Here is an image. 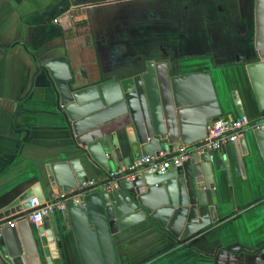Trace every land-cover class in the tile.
Wrapping results in <instances>:
<instances>
[{"label": "crops", "instance_id": "0c3cea01", "mask_svg": "<svg viewBox=\"0 0 264 264\" xmlns=\"http://www.w3.org/2000/svg\"><path fill=\"white\" fill-rule=\"evenodd\" d=\"M255 36L254 0H0V212L35 184L50 201L59 191L47 165L79 158L87 179L99 182L57 110L44 62L66 57L74 89L130 76L150 61L166 62L172 75L205 71L219 118L238 117L236 98L249 124L264 119L246 72L257 61ZM239 137L248 149L244 178L232 171L215 182L216 222L183 242L151 220L118 232V264H245L244 253L264 249V162L250 131ZM47 216L62 220V211ZM59 252L62 264H80L70 232Z\"/></svg>", "mask_w": 264, "mask_h": 264}, {"label": "water", "instance_id": "95a60500", "mask_svg": "<svg viewBox=\"0 0 264 264\" xmlns=\"http://www.w3.org/2000/svg\"><path fill=\"white\" fill-rule=\"evenodd\" d=\"M254 1L257 61L246 65V72L257 107L264 111V0ZM41 69L54 89L57 110L80 139L84 160L100 173L99 182L77 191L88 180L79 158L47 165L48 184L59 192L72 191L69 197L81 195V201H68L62 220L45 216L40 226L27 231L29 200L44 202L35 184L0 212V264H62L59 251L68 232L80 264H118L113 245L118 232L151 220L183 242L216 222L215 182L222 175L229 179L232 171L244 178V137L229 143L222 154L195 150L162 175L141 173L143 166L131 168L133 161L173 146L202 145L208 122L220 117L208 72L172 75L166 62L150 61L130 76L74 89L66 57H53ZM234 107L238 117L244 116L236 98ZM263 124L260 119L242 131H250L264 162ZM243 259L245 264H264V249L244 253Z\"/></svg>", "mask_w": 264, "mask_h": 264}, {"label": "built area", "instance_id": "2783aa9c", "mask_svg": "<svg viewBox=\"0 0 264 264\" xmlns=\"http://www.w3.org/2000/svg\"><path fill=\"white\" fill-rule=\"evenodd\" d=\"M56 22V20L54 21ZM248 124L245 116L237 117L235 119L219 118L214 122L207 124L206 136L201 140L202 145L193 149V145H179L173 146L167 150L164 154L141 157L132 162L131 168L144 167L140 170L141 173H150L162 175L165 174L171 165L178 167L183 161L187 160L191 154L197 150L207 149L209 151L218 150L220 147L227 143L235 142L240 136L241 131ZM264 128V124L262 126ZM162 157V161H158ZM98 181L87 180L82 182L77 191H81L85 188L95 186ZM71 192H55L52 193L51 199L48 202L38 203L36 198L29 200V210L32 212L28 215V222L34 227L41 225L43 219L54 210L64 211L65 204L70 201L72 204L77 205L81 201V195H73L69 197ZM1 238V227H0Z\"/></svg>", "mask_w": 264, "mask_h": 264}, {"label": "rangeland", "instance_id": "374dc122", "mask_svg": "<svg viewBox=\"0 0 264 264\" xmlns=\"http://www.w3.org/2000/svg\"><path fill=\"white\" fill-rule=\"evenodd\" d=\"M169 38H172V35H170Z\"/></svg>", "mask_w": 264, "mask_h": 264}]
</instances>
